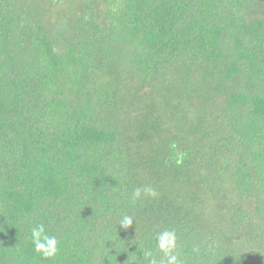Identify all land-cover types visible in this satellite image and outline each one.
Listing matches in <instances>:
<instances>
[{
	"label": "trees",
	"instance_id": "trees-1",
	"mask_svg": "<svg viewBox=\"0 0 264 264\" xmlns=\"http://www.w3.org/2000/svg\"><path fill=\"white\" fill-rule=\"evenodd\" d=\"M166 228L264 264V0H0V264H148Z\"/></svg>",
	"mask_w": 264,
	"mask_h": 264
},
{
	"label": "clouds",
	"instance_id": "clouds-1",
	"mask_svg": "<svg viewBox=\"0 0 264 264\" xmlns=\"http://www.w3.org/2000/svg\"><path fill=\"white\" fill-rule=\"evenodd\" d=\"M179 163V161H177ZM159 193L157 190L150 186L134 187L131 192V201L133 203L145 198L150 197L153 199L158 198ZM135 217L129 214H123L117 226L127 229L133 224ZM136 221V220H135ZM155 248L158 252L163 253L162 257H157L151 249H142L139 245V251L142 253L140 257L148 261V264H184L178 251V236L174 228H166L154 236ZM31 240L34 249L37 253H41L46 258L55 257L59 251V243L57 236L47 233L43 222L37 223L31 228ZM112 248H114L112 246ZM194 252H199V248L194 247ZM115 256V255H113ZM107 257V256H105ZM132 264H138L135 257L132 258Z\"/></svg>",
	"mask_w": 264,
	"mask_h": 264
}]
</instances>
